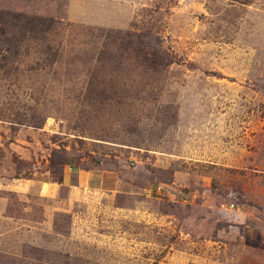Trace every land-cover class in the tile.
Masks as SVG:
<instances>
[{
	"label": "rangeland",
	"instance_id": "obj_1",
	"mask_svg": "<svg viewBox=\"0 0 264 264\" xmlns=\"http://www.w3.org/2000/svg\"><path fill=\"white\" fill-rule=\"evenodd\" d=\"M0 264H264V0H0Z\"/></svg>",
	"mask_w": 264,
	"mask_h": 264
}]
</instances>
